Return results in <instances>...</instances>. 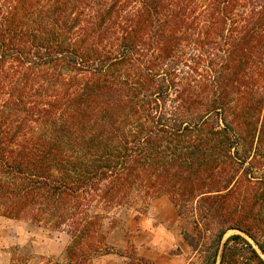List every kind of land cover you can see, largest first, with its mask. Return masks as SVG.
I'll list each match as a JSON object with an SVG mask.
<instances>
[{"label": "trees", "instance_id": "trees-1", "mask_svg": "<svg viewBox=\"0 0 264 264\" xmlns=\"http://www.w3.org/2000/svg\"><path fill=\"white\" fill-rule=\"evenodd\" d=\"M157 194L190 264H264V0H0V215L149 264L103 219Z\"/></svg>", "mask_w": 264, "mask_h": 264}, {"label": "rangeland", "instance_id": "rangeland-1", "mask_svg": "<svg viewBox=\"0 0 264 264\" xmlns=\"http://www.w3.org/2000/svg\"><path fill=\"white\" fill-rule=\"evenodd\" d=\"M103 227L108 245L116 251L135 250L149 264H190L198 259L184 238L193 234L195 228L190 219L177 213L166 194L136 196L111 209L103 219ZM67 239L65 233L49 226L0 215V264L64 261ZM128 261L110 253L93 264H127Z\"/></svg>", "mask_w": 264, "mask_h": 264}, {"label": "crops", "instance_id": "crops-1", "mask_svg": "<svg viewBox=\"0 0 264 264\" xmlns=\"http://www.w3.org/2000/svg\"><path fill=\"white\" fill-rule=\"evenodd\" d=\"M105 256H107V254H106V255L99 256V257L95 258L93 262H95V263H96V260H102V259H103Z\"/></svg>", "mask_w": 264, "mask_h": 264}]
</instances>
